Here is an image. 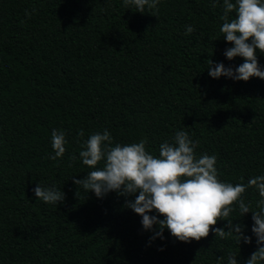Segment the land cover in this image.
<instances>
[{
  "label": "trees",
  "instance_id": "1",
  "mask_svg": "<svg viewBox=\"0 0 264 264\" xmlns=\"http://www.w3.org/2000/svg\"><path fill=\"white\" fill-rule=\"evenodd\" d=\"M157 9L140 13L123 0H0V264H227L230 254L246 264L256 250L252 214L240 217L238 205L229 219L245 225L249 244L211 231L185 243L167 229L150 242L156 226L144 230L124 197L98 198L73 183L93 170L78 158L83 142L105 129L113 146L147 139L154 156L183 130L198 142V157L216 156L222 182L264 175V80L208 75L210 60L243 63L223 54L232 46L220 32L223 0H160ZM188 25L195 31L185 35ZM257 60L264 70V54ZM53 129L67 141L55 160ZM37 183L54 185L64 201L36 199ZM242 198L258 210L255 188Z\"/></svg>",
  "mask_w": 264,
  "mask_h": 264
},
{
  "label": "clouds",
  "instance_id": "2",
  "mask_svg": "<svg viewBox=\"0 0 264 264\" xmlns=\"http://www.w3.org/2000/svg\"><path fill=\"white\" fill-rule=\"evenodd\" d=\"M159 2L123 0V5L145 13L146 8L157 9ZM216 4L217 0H212V6L216 7ZM232 13L234 18L229 19ZM25 15L30 16V13L26 10ZM221 19L224 22L220 32L224 41L232 45L223 54L229 61L241 57L243 63L233 68L210 60L208 75L213 79L223 76L245 82L251 77L264 80V70L257 60V51L264 54V0H223ZM194 31V27L188 25L185 35ZM77 135L83 137V129ZM65 137L63 130H52L54 155L50 159L63 156L67 143ZM147 144V139H141L138 143H116L113 146V137L107 129L102 134H91L83 142L78 158L93 170L82 179H73V183L86 193L93 192L98 198L109 192L124 197L123 207L142 217L144 230L153 231V226H156L150 242L156 238L163 240V232L167 229L171 237L185 243L206 238L211 231L221 239H235L238 245L241 240L249 244L252 241L244 234L245 225L229 219L236 210L234 205H238L240 217L251 212V232L256 237L257 248L246 264H264V175L250 178L246 184L222 182L215 167L216 156L204 153L198 157L195 152L198 142L190 139L183 130L175 133L172 142L165 141L159 145L158 156L146 150ZM70 160L76 161L77 156L72 155ZM101 162L103 166L97 167ZM248 188H255L261 198L256 202L257 211H253L242 198ZM32 191L36 199L46 204L58 205L65 199L64 193L54 185L44 187L37 183ZM220 220L226 224L214 227ZM236 256L230 254L227 264H237ZM223 259L218 257V262Z\"/></svg>",
  "mask_w": 264,
  "mask_h": 264
}]
</instances>
